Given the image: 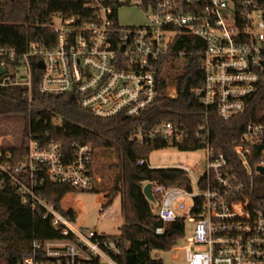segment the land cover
I'll list each match as a JSON object with an SVG mask.
<instances>
[{
  "label": "built area",
  "instance_id": "obj_1",
  "mask_svg": "<svg viewBox=\"0 0 264 264\" xmlns=\"http://www.w3.org/2000/svg\"><path fill=\"white\" fill-rule=\"evenodd\" d=\"M134 1L150 12L143 25L118 23V10L131 0H117L116 15L102 0L92 21L57 15L61 25H51L56 34L52 48L33 42L18 56L0 46V67L6 68L0 86L22 85L31 91L35 63L42 92L72 96L99 118L137 117L159 95L161 59L180 35H188L204 41L203 85L196 94L207 113L214 108L229 120L264 91V0ZM40 61L43 68L38 67ZM169 94L175 96V88ZM257 114L260 120L249 122L232 146L239 168L212 145L207 117L190 132L182 124L164 121L130 136L136 144L160 139L180 145L191 137L202 144L201 168L186 163L163 167L185 172L188 186L143 184L152 183L155 201H149L164 225L186 219L195 223L182 247L186 264H264V194L254 191L256 176L263 174L259 167H264V101ZM256 147L259 157L253 165ZM94 161L91 144L73 141L66 151L49 137H30L27 157L15 166L0 152V190L15 187L23 204L42 205L62 233L60 239L34 240L31 256L20 264H122L117 259L122 255L120 238L74 224L36 192L45 179L93 190L101 181ZM137 164L159 168L144 158ZM163 232L164 226L156 229L157 234Z\"/></svg>",
  "mask_w": 264,
  "mask_h": 264
},
{
  "label": "trees",
  "instance_id": "obj_2",
  "mask_svg": "<svg viewBox=\"0 0 264 264\" xmlns=\"http://www.w3.org/2000/svg\"><path fill=\"white\" fill-rule=\"evenodd\" d=\"M99 1L102 0H0V46L15 50L18 56L33 42L52 48L56 39L51 26L54 18L61 15L64 18L75 17L79 22L92 21L96 18ZM149 1L153 0H146V3ZM103 4L112 6L116 15L119 7L117 0H104ZM203 48L202 39L180 35L170 46L169 54L159 63L158 97L139 116L132 118H99L83 109L72 96L42 92L40 71L35 63L31 91L22 85L0 86V113L17 112L25 119L22 145L0 148L2 158L7 159L12 166L27 157L30 137L54 138L66 151L71 150L73 141H78L91 144L95 156L100 150L115 153L117 161L111 163L109 168H116L117 173L113 185L103 190L108 198L104 207H110L113 197L121 195L124 223L120 227L121 233L110 237L121 239L122 255L117 259L122 264H125L128 254H134L140 264H164L162 259L153 258L152 252L172 250L184 235V221L164 225L159 220L152 203L143 194L144 182L179 187L189 185L187 174L179 169L150 168L147 164H137L138 159H149L154 150L169 145L160 139L136 144L130 141V136L141 127H152L164 121L182 124L190 132L197 129L207 117L212 145L221 149L230 163L239 168L240 163L232 146L246 131L249 122L260 120L257 112L262 108L264 91L254 96L245 112L229 120L222 119L214 108H210L207 113L196 94V90L203 85L200 65ZM177 61H182V69L176 73L174 83ZM169 63L173 65L167 69L171 72L168 76L164 70ZM171 85L175 87V96L169 94ZM174 146L182 151L202 148L200 140L194 137ZM258 157L259 149L256 147L250 158L253 165ZM100 184L91 191H99ZM254 184V191L262 196L264 173L256 176ZM36 192L60 213L76 221L77 212L72 208L65 209L62 200L69 193L81 191L68 184L45 179L43 186L37 188ZM160 226H164V232L157 234L156 229ZM60 238L61 229L53 224L52 217L42 205L33 207L23 204L15 187L0 190V252L3 253L0 264H20L31 256L34 240L44 242Z\"/></svg>",
  "mask_w": 264,
  "mask_h": 264
},
{
  "label": "rangeland",
  "instance_id": "obj_3",
  "mask_svg": "<svg viewBox=\"0 0 264 264\" xmlns=\"http://www.w3.org/2000/svg\"><path fill=\"white\" fill-rule=\"evenodd\" d=\"M148 14H150L149 11L142 9L135 4L134 0H131L130 5L123 6L118 10L117 20L123 27L139 26L148 21ZM54 23L60 26L61 20L55 17ZM172 65V63H169L165 67L164 72L165 74L168 73V76L171 72L167 69ZM175 68L176 71L173 75L174 83L176 73L182 69V61H177ZM174 88L171 85L169 93L174 92ZM24 127L25 119L23 115L17 112L0 113V148L3 147L6 149L22 145ZM204 154L203 149L182 151L174 145H169L154 150L150 154L148 162L152 167H172L180 163H186L194 169L196 166L202 167ZM116 161V155L113 151H97L95 166L97 177L101 178V184L98 185V189L100 190L69 193L63 198L62 206L65 209L72 208L78 214L74 224L91 228L100 234L109 236H115L121 233L120 227L124 223L121 195L113 197V202L110 207H104L108 198L103 190L113 185L117 173V169L109 168V165ZM154 213H157L156 208H154ZM194 229L195 223L186 219L184 235L179 240L178 245L170 251L154 250L152 257L162 259L164 264H186L185 251L182 247L193 235Z\"/></svg>",
  "mask_w": 264,
  "mask_h": 264
},
{
  "label": "water",
  "instance_id": "obj_4",
  "mask_svg": "<svg viewBox=\"0 0 264 264\" xmlns=\"http://www.w3.org/2000/svg\"><path fill=\"white\" fill-rule=\"evenodd\" d=\"M38 67L43 68V64L40 61L38 63ZM6 72V68H2L0 67V76ZM259 170L264 173V167H259ZM38 188H41V185H37ZM143 194L145 195V197L150 200V201H155V196L152 192V183H147L146 185H144L143 187ZM3 257V253L0 252V259ZM125 264H140L137 259L136 256L134 254H128L126 256V260H125Z\"/></svg>",
  "mask_w": 264,
  "mask_h": 264
}]
</instances>
